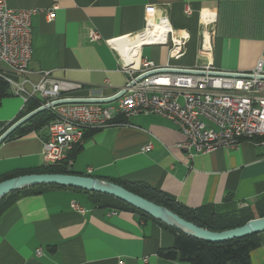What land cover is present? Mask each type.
Here are the masks:
<instances>
[{"label": "crops", "instance_id": "obj_1", "mask_svg": "<svg viewBox=\"0 0 264 264\" xmlns=\"http://www.w3.org/2000/svg\"><path fill=\"white\" fill-rule=\"evenodd\" d=\"M5 2L14 10H38L31 18L29 74L7 73L28 92L40 82L41 72H50L56 80L82 85L71 94L74 98L119 96L129 80L122 56L129 57L128 50L137 40L133 37L145 30L151 8L158 17L167 15L174 30L185 31L189 40L179 60L170 61L168 46H144L143 60L159 66L170 62L178 68L206 65L200 56L205 29L201 17L214 14L215 23L207 27L213 44L209 62L225 72L250 73L260 62L264 69V0ZM187 8L192 14L186 13ZM52 9L55 18L49 22L46 12ZM93 31L100 40H91ZM11 90L13 95L0 106V136L25 113L29 100L43 101L41 97L26 100ZM119 100L102 105L118 107ZM115 122L125 126L86 133L71 172L86 175L93 168L92 177L146 185L189 209L221 205L228 197L243 208L264 196V139H246L238 148L190 157L178 146L185 140L183 134L163 117L119 116ZM46 135L45 127L2 143L0 178L45 166ZM149 145L151 149L143 152ZM72 202L87 212L76 211ZM258 240L251 264H264V232ZM174 243L175 234L159 223L134 212L93 207L87 195L70 188L24 197L0 217V264H177L163 255Z\"/></svg>", "mask_w": 264, "mask_h": 264}, {"label": "built area", "instance_id": "obj_2", "mask_svg": "<svg viewBox=\"0 0 264 264\" xmlns=\"http://www.w3.org/2000/svg\"><path fill=\"white\" fill-rule=\"evenodd\" d=\"M37 13L36 9H11L5 0H0V78L11 85L15 94L24 95L26 100L41 97V106L62 99H75L71 94L81 90L82 85L56 80L50 72H41V80L34 85L32 92L8 79V72L19 76L29 74L33 54L31 18ZM186 13L192 14L191 9L187 8ZM46 18L53 22L55 9L46 12ZM201 19L205 29L200 56L207 64L178 68L169 62L159 66L143 60L141 49L144 46H168L170 61H176L186 54L189 35L185 31L174 30L167 15L158 17L151 8L145 30L133 37L137 40L130 47L129 62L124 64L129 80L118 107L62 104L47 109L52 120L46 127L44 139L46 165L60 166L68 160V167H71L73 160L69 159V154L84 144L86 133L117 124L115 121L119 116L130 119L139 115H155L169 120L183 134L185 140L178 146L190 157L210 154L220 148H238L246 139L264 137L263 63L260 62L250 73L216 69L209 62L213 44L212 33L207 29L215 23L216 17L204 14ZM90 38L97 41L101 36L93 31ZM207 123L214 128H209ZM150 149L149 145L143 152ZM93 172V168H88L86 175L92 177ZM72 207L81 214L87 212L77 202H72Z\"/></svg>", "mask_w": 264, "mask_h": 264}, {"label": "trees", "instance_id": "obj_3", "mask_svg": "<svg viewBox=\"0 0 264 264\" xmlns=\"http://www.w3.org/2000/svg\"><path fill=\"white\" fill-rule=\"evenodd\" d=\"M12 95L13 93L9 83L0 78V106L4 99L11 97ZM27 104L28 108L26 107L25 113L21 114L19 119L38 109L42 103L35 99H31L27 102ZM51 120L52 115L50 111L46 110L17 129L8 139H15L32 132H39L47 127ZM263 139L264 137L258 138V140ZM81 150L82 146L77 147L69 155V159H74L77 153H79ZM27 174L75 173L71 172L70 168L68 167L67 160L60 166L45 165L42 168L34 171L10 173L2 176L0 178V182ZM113 183L120 185L130 192L137 194L151 202L169 209L185 220L192 222L201 228L214 232H222L242 227L251 220L264 217V196L258 199L255 204L248 205L247 208L240 210H238L239 208L235 203L232 202L230 197H228L221 205L204 206L199 209H189L178 204L174 199L146 185L133 184L123 181H113ZM50 188L64 189L66 187L39 186L14 192L0 201V217L9 207L14 205L20 199L27 196L41 194L44 190ZM72 190L87 195L88 201L93 207L134 212L139 214L143 219L153 220L173 232L175 234L174 247L167 250L163 255L167 260L177 264H251V253L259 247V234L223 243L206 242L185 235L114 197L104 194L85 192L77 189Z\"/></svg>", "mask_w": 264, "mask_h": 264}, {"label": "water", "instance_id": "obj_4", "mask_svg": "<svg viewBox=\"0 0 264 264\" xmlns=\"http://www.w3.org/2000/svg\"><path fill=\"white\" fill-rule=\"evenodd\" d=\"M165 72L180 73L181 71L165 70ZM124 92L125 91H122L119 96L110 99H62L55 101L50 105L41 106L10 126L0 136V145L8 140L17 129L28 123L38 114L49 109L51 106L62 104H107L120 99ZM39 186L66 187L114 197L185 235L206 242L223 243L252 235H258L264 232V217L251 220L244 226L235 229L222 232L210 231L185 220L169 209L134 194L113 182L75 174H27L4 180L0 182V201L14 192Z\"/></svg>", "mask_w": 264, "mask_h": 264}, {"label": "bare ground", "instance_id": "obj_5", "mask_svg": "<svg viewBox=\"0 0 264 264\" xmlns=\"http://www.w3.org/2000/svg\"><path fill=\"white\" fill-rule=\"evenodd\" d=\"M116 47V46H114ZM130 50V49H129ZM128 50V52H129ZM122 60H123V63H128V62H125L124 60L128 61L129 60V57L127 58V56H122ZM259 138V137H258ZM253 140V139H252Z\"/></svg>", "mask_w": 264, "mask_h": 264}, {"label": "rangeland", "instance_id": "obj_6", "mask_svg": "<svg viewBox=\"0 0 264 264\" xmlns=\"http://www.w3.org/2000/svg\"><path fill=\"white\" fill-rule=\"evenodd\" d=\"M145 55H147V49H146V51H145ZM248 206H245V207H243V208H239L238 210H240V209H245V208H247Z\"/></svg>", "mask_w": 264, "mask_h": 264}]
</instances>
